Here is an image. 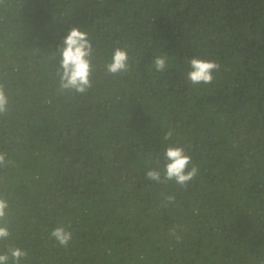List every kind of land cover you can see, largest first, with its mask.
<instances>
[{
	"label": "trees",
	"instance_id": "1",
	"mask_svg": "<svg viewBox=\"0 0 264 264\" xmlns=\"http://www.w3.org/2000/svg\"><path fill=\"white\" fill-rule=\"evenodd\" d=\"M73 27L94 50L84 94L60 90ZM116 47L129 67L113 75ZM163 54L170 66L155 72ZM192 57L220 64L210 85L187 81ZM0 83L11 161L0 167L11 232L0 253L27 250L21 264H264V0H0ZM169 144L199 168L186 187L145 177L163 176ZM60 224L67 247L50 236Z\"/></svg>",
	"mask_w": 264,
	"mask_h": 264
},
{
	"label": "clouds",
	"instance_id": "2",
	"mask_svg": "<svg viewBox=\"0 0 264 264\" xmlns=\"http://www.w3.org/2000/svg\"><path fill=\"white\" fill-rule=\"evenodd\" d=\"M61 60L58 75L60 76V90H72L84 94L92 87L93 73V45L88 33L77 27L70 29L59 49ZM128 51L125 48L116 47L110 62L106 64V71L109 74L118 75L128 70ZM190 70L186 74L187 81L193 86L210 85L214 81V72L218 71L220 64L215 60H207L199 57H192L187 60ZM153 70L164 73L170 66V58L167 54L154 57ZM9 98L5 91L4 84L0 83V115L8 110ZM174 134L169 129L163 136L164 141H170ZM165 164L163 176L157 168L148 169L145 177L149 181L166 183L174 181L177 185L186 187L189 181L195 179L199 168L192 162V157L186 149L181 146L169 144L164 151ZM11 161L7 159V153L0 152V167H6ZM191 165V169H189ZM167 201L174 200L173 196H167ZM9 202L7 198L0 196V244L6 241L10 235V229L6 217L8 216ZM50 236L61 246L67 247L73 238V233L68 226L60 224L53 228ZM28 252L20 247L9 246L7 250L0 253V264H21L26 259Z\"/></svg>",
	"mask_w": 264,
	"mask_h": 264
}]
</instances>
